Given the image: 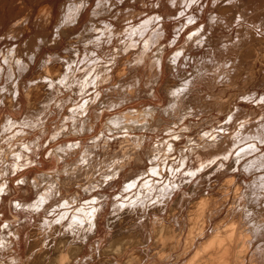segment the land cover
Wrapping results in <instances>:
<instances>
[{
  "label": "clouds",
  "instance_id": "clouds-1",
  "mask_svg": "<svg viewBox=\"0 0 264 264\" xmlns=\"http://www.w3.org/2000/svg\"><path fill=\"white\" fill-rule=\"evenodd\" d=\"M35 2L46 9L41 23L50 26L51 42L55 44L57 41L66 40L68 42L66 48L61 51L68 52L76 51L77 45L85 40L87 44H84V47L87 49V46L93 43L89 34L98 31L97 21L100 15L104 12H112L110 7L112 0H95V4L92 0H35ZM219 2L220 0H212V6L215 7ZM226 2L238 5L240 0H226ZM123 3L124 0H115V5ZM168 3L175 6L177 0H168ZM199 4L200 0H180L182 10L179 12V17L185 18L190 24L193 23L195 17L186 15V10ZM143 6L158 7L159 0L155 3H145ZM135 15V13L130 14V16ZM130 16H125L122 31L112 27L111 16H108L106 22H101L106 37L112 34L111 39L105 38L102 43L110 44L113 39L120 40L122 37L123 47L115 54L111 51L101 53L100 57L97 56L98 49L94 48L88 55L84 61L86 70H83V76H87L93 70L103 69V71H95L88 80V84L93 87L91 93L86 90L79 93L72 92L73 88L83 87L80 83L83 76H77V73L82 71L79 58L74 62L70 58H65L61 63L58 59L60 53L48 52L39 60L37 67L40 70L48 68L55 62L59 67L67 64L69 72L63 75L57 73L55 78L51 75H41L40 79L25 81V92H29L38 84H47L51 88V92L43 93L42 97L34 100L28 109L20 105L18 83L27 74V70L36 64L37 54L47 45L48 36L29 37V40L24 41L23 54L17 50L18 45L15 43L4 45L0 49V197L8 195L7 180L4 177L14 175V167L19 171L32 165L39 166L37 152L46 146L41 143L46 137L49 141H56L61 137L67 139L72 136H82L86 132L92 133L95 123L88 115L90 111L95 116L96 122H99L101 112L125 105L129 102V92L134 94L138 92L141 86L138 77H133L130 82L111 83L108 67L109 64L111 67H116L117 56L129 47L128 39L135 27ZM218 19L216 13L209 15L211 23H216ZM28 22L27 17L14 21L9 30L0 35V41H16L18 34L12 29L20 24L27 25ZM150 23L156 25L157 22L153 19ZM219 23L225 22L219 19ZM145 26H141L139 31H143ZM235 26L245 27L264 36V17L250 20L237 12ZM74 28L80 30L79 39H75L77 33L70 31ZM37 30H40L39 24ZM154 31L157 38L164 36L163 29L159 25ZM178 35L179 31L175 36ZM175 36L170 43H174ZM33 39L35 43L29 49L28 45ZM204 39L205 37H201L197 40V45L202 44ZM142 43V39L137 41L138 45ZM235 43L239 44V38ZM229 47L228 43L221 45L225 52ZM162 49L163 46L158 47L155 52H152L151 47L142 50L145 60L150 62L153 69L162 59ZM179 55V52L175 53L176 57ZM170 62L175 64V57ZM142 63L141 60L131 58L125 61L129 69L138 67ZM220 69L225 71L216 78V83L228 81L229 76L236 71L232 62L217 65L215 71L219 72ZM155 79L148 80L143 85L149 90V96L153 95ZM195 79L197 77H191L189 74V78H185L182 83L190 86L191 81ZM106 83L108 87L102 88L101 86ZM61 88L64 91H61ZM183 91L188 92L189 88L185 87ZM64 92L70 93L66 99ZM76 95H79V99H74ZM102 95L105 99L100 101ZM167 96L171 102L168 108L162 110L163 114L169 119L174 118L179 121L173 125L168 133L169 137L178 135L177 130L193 131L192 137L185 138L187 143L179 150V154L172 157L171 150L167 153L161 151L162 148H169L167 144H160L156 148L145 147L143 136L129 138L131 129L124 127L123 121L117 123L114 117L105 120L100 134L92 136L87 143L75 140L72 143L56 145L49 152V155L57 161V167L52 172L55 179L46 173H39L32 185L36 189L37 197L34 203L15 199H10L8 202L14 219L6 226H0V264H60V257L64 255L71 258V264H108V261L113 259L110 256L112 245L118 241L124 243L142 241L146 235H149L145 219H149L153 225L163 223L161 218L163 212L171 208L169 215H173L177 209L171 206L176 200L182 203L185 198L191 199L196 196L204 186L203 181L206 180L211 184L212 176L221 169L229 168V162L232 157H236L237 152L242 153L237 157L238 160L251 156L253 159L249 161V165L256 171L264 169V150L261 148L264 146V114L255 121L259 125V138L256 135H243L242 130L246 127V122L240 121L239 118H236L237 122L232 126L231 134L229 128H221L219 125L211 131H197L199 126L196 123L183 125L184 120L194 114V109L188 108L185 111L178 108L174 87L168 88ZM5 99L9 101L8 107H5ZM132 99H135V96ZM97 101H100L98 108L92 109V105ZM13 104L16 107H11ZM69 104L75 107L69 108ZM66 108H69L70 116L64 115ZM254 115L255 113L247 116V121H251ZM234 117V113L230 114L225 123H230ZM46 124L49 125L48 128L45 127ZM221 132L225 134L223 137ZM117 136L129 138L128 143L140 145L144 148L143 152L133 154L127 151L120 156L115 153L106 154L104 159L94 161V154L98 151L104 152L108 140ZM229 140L235 147H228ZM77 148L81 149V153L76 152ZM17 149L20 151L18 152ZM29 152L35 157L34 160L29 159ZM169 158L173 161L171 175L157 183L154 178L155 172L150 173L145 162L155 169L166 163ZM18 160L23 163L18 164ZM180 165L185 167L181 168ZM249 165H245L242 171H247ZM210 169L212 171H209ZM121 173L124 175L121 176ZM160 175H164L163 171ZM148 180H152V183L144 187L148 184ZM113 181H118V184H112ZM27 183L29 181L26 177H20L16 181L17 185ZM133 188L135 191H132ZM253 188L257 190L250 191ZM117 191L119 194L115 195ZM126 192L129 195H125ZM173 197H176V200ZM16 212L23 214L22 220L16 217ZM235 212L240 213L237 217L239 232L247 238L243 243L249 250L253 264H264V177L256 184L243 188L234 203ZM22 227L28 228V234L23 233ZM108 236L113 237L111 245L106 244ZM126 236L128 239L125 238ZM57 237L60 238L58 243H50ZM144 247L147 248V245Z\"/></svg>",
  "mask_w": 264,
  "mask_h": 264
},
{
  "label": "bare ground",
  "instance_id": "bare-ground-1",
  "mask_svg": "<svg viewBox=\"0 0 264 264\" xmlns=\"http://www.w3.org/2000/svg\"><path fill=\"white\" fill-rule=\"evenodd\" d=\"M30 1L32 2L31 6L28 7V5H27L23 9V12L26 11L25 13L27 16L34 10L35 7L40 6L39 4H37L35 2V0H33V1L30 0ZM203 1L204 0H200L199 5H193L189 9H187L186 15H193L195 17V21L198 20L197 15L203 14L204 10L207 7V3L209 1L211 3L210 6H212V0H206L205 5H202ZM15 2H16L15 5H17V6L21 5L19 0H15ZM130 2H133V0H124L123 4L115 5V0H112V4L110 5V7H112V12L111 13L104 12L101 14L103 16L104 22H106V20H104L105 18H108V16H111L112 17V21H111L112 27L116 28L118 30H121V31L124 30V28L116 27L115 23H113V22L120 24V23L124 22L125 16H130V14H132V13L136 14L135 16H130V18L132 19V24L135 27H134V30H133L131 36L128 39L129 47L125 48L120 53V55L117 56V58L115 60L116 67H111L110 64L108 65V67L110 68V71H109V76L111 77L110 82L111 83L123 82V81H129L130 82L133 77H138L141 80V85H142V83L144 85V83H146L148 80H152L153 78H156L155 83L157 84L161 80L162 74H163V62H164V57H165V52H163V51L166 50V49L164 50L165 45L163 46V49H162V59H161L160 63L157 64L155 69H153L150 66L149 61L145 60V57L142 54V50H147L151 47L152 52H155L156 49L161 46L162 41L166 39V33L167 32L165 33V28H164L165 26L164 25L166 23H169L168 20L175 21L173 23L171 33H173L175 35L176 32L179 31V35L177 37L180 36L181 30L186 31L188 28H190L189 27L190 23H188V21L185 18L179 17V12L182 10L180 7V0H177V4L175 6H172L171 4H169L168 0H165V3H161L162 0H159V6L157 7L158 8L157 10H159V11H160L161 6H163V9H167L169 11L168 12L169 14L170 13L171 14L176 13V19L171 18L169 14H161L159 12V13H154L151 17L146 16V18H144V21H142L140 23H135V19L137 17L141 16V12L131 11L129 9H125V10L123 9V6L126 4H129ZM139 2L143 6L145 4L146 0H135V2H133V3L135 4V3H139ZM161 4H163V5H161ZM221 4H223V5L220 6ZM113 5H114V7H113ZM200 5H201V8L199 7ZM5 9H7V8H4V10ZM194 9L196 10L195 13L193 12ZM212 9L214 11L213 13H216L218 15L219 19L224 20L225 23L220 24L219 19L217 20L216 23H211L208 20L209 21V28L208 29H209L210 33L207 32L208 35L207 36L205 35L206 37H205L204 42L202 44L197 45V43H196L197 47H201V49L203 50L202 54L198 57V60H196L195 57H193L191 59H189L187 57L185 58L183 53H184L185 49L188 48L189 41H191L193 39V37L197 36L199 38V36L202 35V33L204 32V28H205L204 25H201L199 29L194 31V33H198V34L193 33L191 35H188L189 37H186L187 38L186 40H183L184 41L182 43L183 45L180 48L174 50V52L171 54V56L169 58L168 66H166L169 69H175V72L178 71L179 65H182L184 68H190L191 66L195 67L196 69L195 68L194 69L197 70L196 71L197 74L192 75L190 73L191 76L197 77V79H200L201 81H203L204 82L203 85L206 87V89H208L211 92V95H209L207 98H205L203 100L201 98V92L202 91H199L198 88L192 87L191 85L190 86L184 85L182 82L176 83V81L169 82L168 84L174 85V86L171 85V87L175 88V91L177 94L178 107H180V109L182 107L183 109H186V110L188 108H193L194 114L190 115L189 117H192L194 119H196V117H199V119L202 118L201 124H199V122H195L199 126L197 131H199V130H204L205 132L211 131L213 128H216L217 125H219L221 128H229V133L231 134L232 126L237 122L236 118H239L240 121L246 122V127L242 130V134L247 135V136L256 135L257 138H259V134H258L259 133V125L257 123H255V121H257L259 119V116L261 114H264V112H262V110H264V102H262V100H264V90H263L264 88H262L261 90L259 89V88L263 87V85H264V36H260V35L256 34L253 30L246 29L245 27L235 26V17H236L237 12H240L242 15L245 16L246 19H250V20H256L259 17H264V0H240V3L238 5L228 4L226 2V0H220V2L215 5V7L212 6ZM152 10L154 11L153 7H152ZM34 11H36V10H34ZM249 12H251L252 15L249 16ZM13 16H15V15L13 14ZM19 19H20V17H19ZM43 19L44 18L42 17V21H43ZM153 19L156 20V22H157L156 25H159V27L163 29L164 36L161 38H157L156 31H154V26H156V25L150 23V21H152ZM14 21H16V20H14ZM100 21H102V20H100ZM146 21H148V22H146ZM98 25H100V24H98ZM143 25H146L144 27V30L139 31V29ZM225 25H227V27ZM34 26H35V24H34ZM39 27H40V25H39ZM99 28H100L99 31H100L101 37L111 39L112 34H108V36L106 37V34L103 30L102 25H100ZM221 29L227 31L228 33H229V31L231 32V31L235 30L236 31V40H234V41H237V38H239V44L238 45L236 43L232 44L233 39L230 41L231 42V44H229L230 47L228 48V50L226 52L222 48L220 50H216V51H213L212 49L208 48L209 44H210L209 43L210 42L209 36L218 34L219 30H221ZM137 32H139V35H137ZM92 34H91V36H92ZM143 38H145V41L142 43L141 48H139L137 41H140ZM96 39H98V38H96ZM180 39H181V37H180ZM91 40H93V38ZM122 40H123V38L121 37L120 40L113 39L110 44H102V45H104L103 48H101L102 53H105L108 51H111L113 54L117 53V51L123 47V44L121 42ZM153 40H155V44H153ZM179 41H181V40H179ZM170 44H172V43H169L168 45H170ZM220 44H222V43H220ZM95 45H97V44H95ZM116 45H118V48H115ZM90 47H92V46H90ZM112 47H114V48H112ZM174 47H175V44L172 46V48L174 49ZM137 48L139 49V50H137V52L133 53L131 51L134 49L136 50ZM169 49L170 48H168V50ZM130 51H131V53H129ZM176 52L180 53V55L178 57L175 56ZM85 53H86V51H85ZM85 53H84V56H85ZM148 54L151 55V53H148ZM100 55H101V53L98 55V57H100ZM124 55H126V56H124ZM66 56H70V55H69V53L64 52V55L61 57H66ZM123 56H124V58H123ZM61 57H60V59H61ZM81 57H83V56H81ZM173 57H175V60H176L175 64H172L170 62ZM83 58H85V57H83ZM130 58L134 59V60H141V61H143V63L138 67L134 66L133 68L129 69L128 67H126L125 61L129 60ZM217 58H221V59L225 58V61L228 60V62H232V66L236 68V71L233 72L229 76V79L226 82L216 83V78H218V76L223 74V72L225 71L224 69H220L219 72L215 71L217 65H220L216 62ZM85 59H87V58H85ZM181 59H183L182 62H180ZM213 61H215V63H213ZM225 61L222 62L221 64L225 63ZM51 67H52V69L55 68L56 67L55 63L53 65H51ZM81 69H82V71L78 72L79 76H83V70H86L85 66H84V62L81 64ZM68 71H69V69H68ZM95 71H103V69L93 70L92 72H89L87 76H83V79L80 81V83L81 84L84 83V85L86 86V84L88 83V80L94 75ZM198 74H199V76H198ZM209 74H211V75H209ZM184 77H186V76H183V78ZM187 77L189 78V76H187ZM179 79H181V78H179ZM197 79H195V80H197ZM195 80H192L191 83H195ZM200 80H199V82H200ZM175 83H176V85H175ZM177 84H179V85H177ZM87 85H88L89 89L93 91V87L90 86L89 84H87ZM157 86H159V85H157ZM184 86L189 88L188 93L187 92L185 93L186 95L183 94L184 92L181 89ZM199 86H201V85H199ZM101 87L106 88V87H108V84L106 83V84L102 85ZM89 89L86 90V87H84V89H82L81 91L86 90L88 92ZM96 90L99 91V89H96ZM139 91H142V86H140V88L138 89V92ZM233 92L234 93L235 92H241V95H233ZM259 92H260V94H259ZM133 94L134 93L129 92L128 96L130 97ZM121 96H123V93H121ZM102 97H103V95L101 96L100 100L102 99ZM185 97H187V99ZM103 99H105V97H103ZM254 99H255V102H253ZM249 101H252L254 104L251 106L249 104V106H248ZM97 103L99 104L100 101H97L95 104H93L92 109L98 108V105H96ZM113 110L117 111V108L113 107L111 110H109L107 112H101L100 116H99V122H96L95 116L92 115L91 111L88 113V115H89V117H91L92 122L95 123V128H96L97 124L101 123V120H102L104 114L105 113L109 114ZM232 113L235 114V117L230 121V123L226 124L225 120H228L229 115ZM253 113H255V115L253 116V119L251 121H247V116H252ZM113 115H115V114H113ZM149 115L151 116L150 110L148 111V116ZM203 116H206V117H203ZM146 117H147V110H145L143 112H139V114H134V115L132 113L130 114L128 112L127 114L114 116L117 123H120L121 121H123L124 127L131 129V132L129 133V138L133 137V136L136 138L143 136L144 137V146L147 147L144 131L147 129L146 128L147 126L145 127V125H148V119L149 118L148 117L146 118ZM103 126H104V123H102L101 129ZM109 127H111V126H109ZM95 128H94V131L92 133L86 132L82 136H72V137L75 140H80L83 143V142H85L84 140L86 138V135H88V134L92 135L95 132ZM249 129H250V131H249ZM100 132H99V134H100ZM135 133H139V134L135 136L134 135ZM192 134H193V131H189V132H182V131L180 132L179 131L178 135L177 136L175 135L176 137H171V138L172 139H176V138L178 139V137L182 136L185 139L186 137H192ZM224 135L225 134L223 132H221V136L223 137ZM92 136H94V135H92ZM92 136H90L89 139H91ZM72 137H68V138H72ZM129 138H126L124 136H117L115 138L116 142L114 140L115 144H112L113 141H112V138H110L107 142V144H108L107 149L104 152L95 153L93 156V160L95 161L97 159H104L106 154H112V153H115L117 156H120V155H124L127 151H131L133 154H138V153L143 152L144 148L141 147L140 145H133V144L128 143ZM60 140H63V139H59V141ZM185 141H186L185 142V144H186L187 139H185ZM114 145L116 146L117 150L113 151L111 149ZM156 145L157 146H153V147L154 148L158 147V144H156ZM184 145H182L180 147V149ZM228 147L229 148L235 147V145L232 143L231 140L228 141ZM242 147L246 148L247 145H242ZM261 148H262V150H264V146H261ZM173 150H175V149H173ZM76 152H81V149L77 148ZM100 153L102 154L101 157L99 156ZM178 154H179V152L177 154L175 152V155L173 157L177 156ZM241 154H242L241 152H237L236 157L231 158V160L229 162V168L221 169L219 172H216L215 175L212 176L213 182L211 184H209L207 182V184H208L207 186H209L211 188L212 193H210V194L208 192L204 193L206 190L203 189V187H202L200 189V191L196 194V196L191 198L193 200V202L192 201L191 202L192 203L195 202V203L193 204L194 206L192 208L187 206V207H189V211H188L189 213L186 214L187 215L186 220L188 221L187 222L188 223V228H187L188 232H187V234H185V236L183 238V244H181L182 238H180V235L182 234L181 233L182 227L175 225L177 222L174 224L175 226H173V230L176 227V229H179L178 230L179 232L181 230V232L177 235L178 238L174 237L176 235L173 236V239L175 238V240L171 243L172 247H170V248L167 247V248L170 249V251L173 253V251H178L179 249H181L180 246L182 245L181 252L178 255L180 261L184 260V259L186 260L187 257L190 255L189 260L186 261V264H253L252 257L249 255V250L245 248L244 243H243V241L246 240L247 238L244 237L242 235V233L239 232V225H238L237 217L240 215V213L239 212L234 213V203L237 201L238 195L243 191V188L245 186H248L250 184H256L257 181H259L262 177H264V169H262L261 171H256L255 168H253L251 165H249V161H251L253 159V157H251V156L246 157L244 160H238L237 157L240 156ZM185 155H186V153H185ZM50 158H51L50 162L52 163V168H51V171H49L47 173V175L49 177L55 179L52 172H53V169H55L57 167V161L54 158H52L51 156H50ZM168 161H172V159L170 158V159H168ZM245 165H249L248 169H247V171H242V169ZM167 167L162 168L163 172L165 174L163 176L159 175V177L156 178L157 183L159 182V180L165 179L166 177L171 175L169 173V170ZM213 168H215V166H213ZM170 169H172V168H170ZM209 171H212V169H210ZM244 172H246V173H244ZM202 175H207V173H202ZM32 180H33V178H32ZM34 183H35V181H34ZM151 183L152 182H150V184ZM204 185H205V182H204ZM147 186L148 185H146V187ZM256 190L257 189H255V188L250 189V191H256ZM182 207H183V205H182ZM182 211H183V209H182ZM223 213H224L223 216H225V218H224L225 220L224 221L221 220L222 223H220V224L216 223L215 220L218 219L219 216L221 217V215ZM183 217L184 216H182V221L180 220L181 226H183L182 222H184ZM10 219H12V218L10 217ZM177 219H178V217H177ZM225 221H228V222H225ZM167 222H166V220H163V223L153 225V223L151 221L149 222L148 219H145V223L148 225V232L151 228L154 233H156V232L158 233V234L156 233L158 236L161 234V232H163V230L165 231V229L168 228ZM177 224H179V222ZM149 233H151V232H149ZM164 237H165V235H164ZM159 238H162V240L161 239L159 240L160 241L159 244H161L162 241H164L165 239H163L162 235H161V237H158V239ZM166 243H164V244H166ZM164 244H163V246H164ZM178 257H176V258H178ZM63 258H65V257H63ZM169 259H171V258H169ZM62 260H65V259H62ZM168 264H170V263H168Z\"/></svg>",
  "mask_w": 264,
  "mask_h": 264
},
{
  "label": "rangeland",
  "instance_id": "rangeland-1",
  "mask_svg": "<svg viewBox=\"0 0 264 264\" xmlns=\"http://www.w3.org/2000/svg\"><path fill=\"white\" fill-rule=\"evenodd\" d=\"M29 1L30 0H19L20 4L22 6L21 5H19V6L15 5V3H16L15 0H1L0 1V35H3L6 31L9 30V28L13 24L14 20H16V21L17 20H23L25 17H27L28 21H29L27 25L20 24L16 28L12 29L14 32H16L18 34V39L16 41H7V40L0 41V49H2V47L4 45H11V44L15 43V44L18 45V49L17 50L21 54H23L24 41L25 40H29V37H33V36H36V35H46V36H48L47 45L45 47L41 48L40 52L37 54L36 64L32 65L31 68L29 70H27V74L24 75L22 77V79H20V81L18 83V92H19L18 99H19L21 107H23L24 109H28L32 105V102L34 100H36L38 97H42L43 93L48 92L49 90L51 91V88L47 84H44V85H39L38 84V86L35 85L29 92H25L24 91L25 81H27L29 79H33V78L40 79L41 75H43V76L51 75L53 78H55L57 76V73H60L61 75H63V74H66V73L69 72L68 71L69 66L67 64H65L63 67H59V65L55 64L56 67L53 68V69H52V67L50 65L49 68H45L43 70H40L37 67V65L39 64V60L43 58L45 53L58 52V53H60V56L58 57V59L60 60L61 63L63 62V60L65 58H70V60L74 62L77 58H80L81 56H83L85 58H88V55L93 51L94 48L98 49V51H97L98 55L100 53H102V49L101 48H103L104 45H102L103 43H101V42L103 41V39H105V38L101 37L100 31H99V29H100L99 27H100V25H102L101 22H104L103 21V16L100 15V17L98 18V21H97V23L100 24V25H98L97 33H95V34L94 33L93 34L90 33L89 34V38L90 39L93 38V40H92L93 44L94 45L97 44V45L94 46L93 44L92 45L89 44L87 49H85L84 44H87V40H85L82 44L77 45L76 51H73V52L61 51L62 49L66 48V45H67L68 42L66 40L57 41L55 44H53L51 42L50 26L47 25L46 23H41L42 17L44 18V13H45L46 9H44L41 6H39V7L37 6V7L34 8V10H36V11L33 10L28 16L25 13L26 11L23 12L24 7H26L27 5H28V7L31 6L32 2L30 1L31 2L30 3ZM92 2H93V4H95V0H92ZM155 2H156V0H146L145 3H155ZM132 3L133 2H130L129 4L124 5L123 9L124 10L125 9H129L131 11L141 12V16L137 17L135 19V23H140V22L144 21V18H146V16L147 17H151L154 13H159L160 12L161 14H169L168 13L169 11L167 9H163V6H161L160 11L157 10L158 9L157 7H153L154 8V11H153L152 7H144V6L141 5L140 2L139 3H135V4L134 3L132 4ZM161 3H165V0H162ZM203 3H202V5H205L206 4V0H204ZM210 4L211 3L209 1L207 3L206 9L204 10L202 15L201 14L197 15L198 16V20H196L194 22L195 24L194 23L190 24V26H189L190 28H188L186 31H184V30L180 31V36L179 37H177L173 33H171L172 32L171 30H172V27H173V23L175 21L168 20L169 23H166L164 25L165 26L164 27L165 28V33L167 32L166 33V39L163 40L162 43H161V46L165 45L164 50L166 49L165 51H163V52H165V57H164V62H163V74H162L161 80L159 81L160 83L159 82L157 84L155 83V88L153 89V95L152 96L148 95V91L149 90L144 88L143 83H142V85H141L142 86V91H139V92L133 94L132 96H130L129 97V102H127L122 107L117 108V111L113 110V111H111L112 113L110 112L109 114H107V113L104 114L103 118L104 117L105 118L104 119L102 118L101 123L97 124V126L95 128V132L92 135H94V136H98L99 135V132L101 131L102 123H104V121L107 120L109 117H114L115 115L127 114L128 112L130 114L132 113L134 115V114H139V112H143V111L147 110V117L149 119H148V125L146 127L147 129L144 131L147 147L151 146L152 148H154L153 146H157L156 144H158V146H159V144H167L169 146V148H162L161 151H164V152L167 153L169 150H171V156L172 157L175 155V152H176V154L179 152L180 147L182 145H184L185 142H186L184 137L180 136V137H178V139L177 138L176 139H172L168 135L170 130H172L173 125L179 123V121L175 120L174 118L173 119H169V117L164 116L162 110L168 108V105L171 102V100L167 96V90H168L169 86H171L173 84H168V83L172 82V81H176V83H178V82L181 83L185 78H188L187 76H189L190 73L192 75L197 74V72H196L197 70H195L196 68L192 67V66L190 68H184L182 65H179L178 71L175 72V71H173V69H169L166 66H168L169 58H170L171 54L174 52V50L180 48L183 45L182 44L184 42L183 40H186L187 39L186 37H189L188 35L193 34L194 31L199 29L201 25H204L205 28H204V32L202 33V35L199 36V38L197 36L193 37V39L191 41H189L188 48L185 49V51L183 53L185 58L187 57V58L191 59V58L195 57V59L198 60V57L202 54L203 50L201 49V47H197L196 41L200 40L201 37H206L208 35V33H210L209 29H208L209 28V21H208L209 18L208 17H209V15L211 13L214 12L213 9H212V6H210ZM161 5H163V4H161ZM222 5L223 4H221L220 6H222ZM199 7L201 8V5ZM4 8H7V9L4 10ZM193 12L195 13L196 10L194 9ZM13 14L15 16H13ZM169 15H170L171 18L176 17V13H174V14L170 13ZM19 17H20V19H19ZM100 20H102V21H100ZM104 20L107 21V18H105ZM146 22H148V21H146ZM113 23H115L116 27L123 28V22L120 23V24H117L116 22H113ZM34 24H35L36 27L34 26ZM38 24L40 25V27H39L40 30L39 31L37 30V25ZM156 27H157V25L154 26V29ZM70 31L73 32V33H77V35L75 36V39H79L80 30L78 28L70 29ZM91 34H92V36H91ZM174 36H175L174 43L168 45L170 43V41H173L172 38H174ZM180 37H181V39H180ZM96 38H98V39H96ZM209 38H210V42H209L210 44H209L208 48L212 49L213 51L220 50L222 44L228 43V42H229L228 44H231L230 41L232 39H233L232 40L233 41L232 44H235L236 41H234V40H236V31L235 30L231 31V32L229 31V33H228L227 31L221 29V30H219L218 34L211 35V36H209ZM142 40L144 42L145 38H143ZM179 40H181V41H179ZM34 43H35L34 39L30 41V43L28 45L29 49L32 48V45ZM220 43H222V44H220ZM174 44H175V47L173 49L172 46ZM90 46H92V47H90ZM141 46L142 45H139L138 47L141 48ZM112 48H114V47H112ZM115 48H118V45H116ZM168 48H170L171 50L170 49L168 50ZM137 50H139V49L137 48L136 50L134 49V50H131V51L134 53V52H137ZM85 51H86V53H85ZM131 51L129 53H131ZM64 52L65 53H69L70 56L61 57V56L64 55ZM84 53H85V56H84ZM124 56H126V55H124ZM124 56H123V58H124ZM60 57H61V59H60ZM83 57L80 58V60H81L80 64H82L86 60ZM182 60L183 59H181L180 62H182ZM224 61H225V58L224 59L217 58V60H216V62L218 64H221ZM227 62H228V60L225 61V63H227ZM182 75L186 76V77L183 78ZM77 76L80 77L79 73H77ZM179 78H181V79H179ZM199 80L200 79L195 80V83H191V86L195 87V88H198L199 91H202L201 92V98L204 100L209 95H211V92L208 89H206V87L203 85L204 82L201 81V80L199 82ZM176 83H175V85H176ZM87 84L85 86L84 83H82L83 87L81 89H78V88L74 89L73 88L72 92L79 93V92H81L82 89H84V87H86V90L89 89ZM157 85H159V86H157ZM177 85H179V84H177ZM199 85H201V86H199ZM184 88H185V86L182 87L181 89L183 90ZM262 88H264V85H263V87H261L259 89L261 90ZM61 91H64V89L61 88ZM91 92H92V90L89 89L88 93H91ZM185 93L186 92H184L183 94H185ZM259 94H260V92H259ZM69 95H70V93L64 92V98L65 99ZM233 95H241V92H235V93L233 92ZM133 96H135V99H132ZM103 97H102V99L100 101L104 100ZM74 99H79V96L76 95L74 97ZM4 103H5V107L9 106V101L7 99H5ZM249 104L251 106L254 103L252 101H249L248 102V106H249ZM96 105H99V104L97 103ZM11 107H16V105L13 104V105H11ZM74 107H75V105L69 104V108H74ZM69 108H66L64 110V115L66 114L65 116H68V115L70 116L71 115V112L69 111ZM178 108L180 109V107H178ZM181 109H183V108L181 107ZM149 110L151 111V116L149 115L151 118L148 116V111ZM184 110L187 111L186 109H184ZM113 114H115V115H113ZM203 117H206V116H203ZM195 122H199V124H201L202 123V118L194 119V118L188 116L187 119L184 120L183 125H190V124H193ZM45 127L48 128L49 125L46 124ZM152 129H155V131H152ZM177 131L179 132V130H177ZM138 134L139 133H135L134 135L136 136ZM37 135H38V133H37ZM92 135H90V134L86 135V138L84 140L85 142H83V143H87V141L89 140L90 136H92ZM176 136L174 135L172 137H176ZM192 136H193V134H192ZM60 139H63V140H60V141L59 140L49 141V139L46 137L45 140L41 141V143L45 144L46 146L44 148L40 149L37 152V156H39V161H40L39 166L32 165L30 167L20 169L19 171H17L15 169V167H14L13 168V172L15 174L4 177V179L7 180L8 195L0 197V200H1L0 201V226H2V225L6 226L9 222L13 221V219H14V217L12 215V210L9 209V205H8V202H9L10 199H15V200H18V201H21V202H25V203H34L35 202V200L37 199V197L35 195L36 189L33 188L32 185H33V183L35 181V178L38 176L39 173H46L47 174L49 171H51L52 163L50 162V159H51L50 155H49L50 150L52 148H54L56 145H63V144L72 143V142L75 141V139L73 137L72 138H67V139H64V137H61ZM114 140L115 139H112V141H113L112 144H115L116 140H115V142H114ZM173 149H175V150H173ZM111 150H113V151L117 150L116 146L114 145ZM17 151L19 152L20 149H18ZM98 152H96V153H98ZM77 153L79 154L81 152H77ZM28 156H29V159H31V160L35 159V157H33L30 152L28 153ZM99 156L101 157L102 154L100 153ZM186 156H187V153H186ZM19 161L20 160H18L17 163ZM22 162L23 161H20L19 163H22ZM172 163H173L172 161H167L166 163H164L163 165L158 166L155 169H153L151 166L147 165L146 162H145V165L147 167V170L150 173L151 172H155V177L154 178L156 179L157 177H159L160 172L163 171L162 168H166L167 166H168L167 168L169 170V173L171 174V172L173 170V169H170V168H172ZM180 167L183 168V167H185V165H180ZM244 173H246V172H244ZM123 175H124V173H121V176H123ZM20 177H26L27 180L29 181V183L23 184V185H17L16 181ZM32 178H33V180H32ZM150 182H152V180H148V184L147 185H149ZM204 182H205V185H204ZM204 182H203V185H204L203 189L206 190L204 193H206V192H208L209 194L212 193L211 188L209 186H207L208 185L207 184L208 181L205 180ZM111 183L115 185V184H118V181H113ZM144 187H146V185H144ZM132 191H135V188H133ZM118 194H119V192L117 191L115 193V195H118ZM93 195H95V193H93ZM125 195H129V193L126 192ZM85 199H87V197H85ZM173 199L176 200V197H173ZM191 201L193 202L192 199L188 200V198H185L183 203L181 204L180 201L176 200V203L173 204L171 207L172 208H176L177 209V211H176L177 213L175 212L173 215L170 216L169 215V212L171 211V208H170L168 211H166V212H164L162 214L161 218L163 220H166V222L168 221L167 222L168 224L166 223L168 228H166L165 231L163 230V232L160 231L161 234L159 233L160 234L159 236L157 235L158 234L157 232H156L157 234L154 233L152 231V229L150 228L149 232H151V233L148 232L149 235H146V237L140 242L130 241L128 243H124L123 241H118L115 245H112V251L110 253V256L113 259H110L108 261V264H125V263L126 264H168V263H170V264H173V263L174 264H186V261L189 260L190 255L187 257L186 260L184 259V260H181V261L179 260V257H178L179 253L181 252L182 245L180 246L181 247V249H179L180 251L179 250L178 251H173V253L168 248L172 247L171 243L175 240L176 237L178 238L177 235L181 232V230L179 232L178 231L179 229H176V227L173 230V226H175V225H178L179 227H182V232H181L182 234L180 235V238H182L181 239V244H183V238H184L185 234H187V232H188L187 231V228H188V223L187 222L188 221L186 220L187 219V217H186L187 215L186 214L189 213L188 212L189 211V207L192 208L194 206L193 204L195 203V202L192 203ZM182 205H183V207H182ZM187 206H189V207H187ZM182 209H183V211H182ZM125 211H127V209H125ZM223 215H224V213L221 215V217L219 216V218L216 219L215 222L218 223V224L222 223L221 220L222 221L225 220L224 219L225 216H223ZM182 216H184L183 217V221L184 222H182L183 226L180 225V222L182 221ZM10 217L12 219H10ZM16 217H18L19 219L22 220L23 219V214L20 213V212H16ZM177 217H178V219H177ZM149 222H150V220H149ZM176 222L177 223L179 222V224H177ZM225 222H228V221H225ZM22 231H23L24 234H28V228L27 227H22ZM161 235H162L163 239H165L164 241H162V243L164 244V243L167 242L166 244H164V246H163L162 243H161L162 245L159 244L160 243L159 240L160 239L162 240V238L158 239V237H161ZM164 235H165V237H164ZM174 235H176V236H174ZM173 236L175 237L174 239H173ZM21 238L23 239V235L21 236ZM125 238L128 239L127 236ZM112 239H113L112 236H108L107 239H106V244L111 245ZM59 240H60V238L57 237L55 241H50V243H58ZM121 245H123V246H121ZM144 245H147V248H145ZM63 257H65V258H63ZM176 257H178V258H176ZM61 258L65 259V260H62ZM169 258H171V259H169ZM97 260L99 262V258H97ZM60 263L61 264H71V258L69 256H67V255L61 256L60 257Z\"/></svg>",
  "mask_w": 264,
  "mask_h": 264
}]
</instances>
